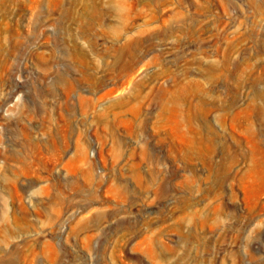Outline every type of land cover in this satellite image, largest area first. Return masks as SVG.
Returning <instances> with one entry per match:
<instances>
[{
  "label": "rangeland",
  "instance_id": "obj_1",
  "mask_svg": "<svg viewBox=\"0 0 264 264\" xmlns=\"http://www.w3.org/2000/svg\"><path fill=\"white\" fill-rule=\"evenodd\" d=\"M0 264H264V0H0Z\"/></svg>",
  "mask_w": 264,
  "mask_h": 264
}]
</instances>
